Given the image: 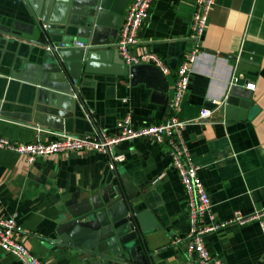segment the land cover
I'll use <instances>...</instances> for the list:
<instances>
[{
  "label": "crops",
  "instance_id": "crops-1",
  "mask_svg": "<svg viewBox=\"0 0 264 264\" xmlns=\"http://www.w3.org/2000/svg\"><path fill=\"white\" fill-rule=\"evenodd\" d=\"M194 5L195 0H155L138 31L139 43L130 50L136 54L144 47L169 67L163 74L165 93L151 83L133 82L128 69L125 74L90 73L81 93L94 125L85 120L73 125L68 120L65 130L51 131L81 135L93 128L92 132L113 134L125 115L134 127L163 120L168 115L176 69L193 45L189 34ZM24 18L29 19V14L22 0H0L2 116L3 111L22 113L24 103L31 100L24 83L11 75L20 61L35 62L41 50L16 37L18 21ZM71 41L67 37L61 42L70 45ZM201 48L178 117L196 118L203 107L213 112L206 120L187 124L182 135L200 167L198 175L215 219H232L235 212L249 217L264 209V0H215ZM232 75L239 77L233 90L239 94L249 90L250 103L245 110L238 104L230 113L226 99ZM248 83H254V88H246ZM4 117H0V136L23 143L54 138L47 129L23 123L21 116ZM110 152L71 151L39 156L28 163L25 156L0 148V215H15L19 241L46 264H93L79 250L58 245L56 230L64 216L77 208L82 195L101 187L113 174L112 158L118 174L146 193L156 211L158 226L148 235V244L159 252L157 261L198 264L195 257L187 256L182 242H173L188 230V208L167 146L138 137L120 141ZM160 173L163 176L152 184ZM204 240L211 255L225 264H264V235L257 220L227 223L205 234ZM0 264L24 263L0 248Z\"/></svg>",
  "mask_w": 264,
  "mask_h": 264
},
{
  "label": "water",
  "instance_id": "water-1",
  "mask_svg": "<svg viewBox=\"0 0 264 264\" xmlns=\"http://www.w3.org/2000/svg\"><path fill=\"white\" fill-rule=\"evenodd\" d=\"M22 1L29 19L18 21L16 37L41 50L35 62L20 61L11 75L24 83L32 102L24 103L22 113L3 111L0 117L21 116L23 123L32 122L30 126L44 130H65L68 120L73 125L82 120L94 125L81 93L90 73L125 74L128 69L133 82L142 80L166 92V79L157 66L145 63L127 67L111 44L130 0ZM67 37L72 38V44L58 47ZM230 88L228 111L234 112L238 104L245 110L250 103L249 90L242 89L239 94L233 90L235 85ZM111 165L113 174L103 185L82 195L77 208L64 216L55 242L79 250L93 259V264H162L156 259L159 252L148 244V235L158 226L148 195L118 174L112 158Z\"/></svg>",
  "mask_w": 264,
  "mask_h": 264
},
{
  "label": "built area",
  "instance_id": "built-area-1",
  "mask_svg": "<svg viewBox=\"0 0 264 264\" xmlns=\"http://www.w3.org/2000/svg\"><path fill=\"white\" fill-rule=\"evenodd\" d=\"M154 1L130 0L120 24L118 36L111 44L116 48L125 64H153L163 74H166L169 72V67L155 52L144 47H140L136 54H132L130 51L133 45L139 43L138 31L148 19L150 8ZM214 2L215 0H195V9L191 18L189 34L193 45L176 69L173 95L167 104L168 115L160 122L134 127L130 123L129 116L125 115L117 121V131L113 134L99 131L75 135L49 130L54 135L51 140H36L28 143L0 136V148L25 156L28 163L33 162L39 156L71 151H97L108 154L120 141L138 137H150L158 143L165 144L172 164L176 168L183 185L188 208V230L185 235L175 238L173 242H182L187 256L189 258L195 257L198 264H225L221 259L211 255L205 244L204 236L219 227L225 226L227 223H244L249 220H257L264 235V209L255 211L249 217L235 212L232 219L225 221L216 220L212 213L209 195L198 175L200 167L193 161L182 131L191 122L203 121L209 118L213 109L203 107L200 109L198 116L193 119L178 117L181 103L189 84L192 67L197 57L202 53L201 37L205 31L207 19ZM65 45L67 44L61 42L58 47H64ZM75 45L83 46L81 42H75ZM238 80L239 77L237 75H232L229 80L230 87L236 85ZM245 87L253 89L254 83H248ZM115 158L121 159L122 155H115ZM162 176L163 173H160L151 183H156ZM18 229L15 215H0V248L18 257L24 264H46L19 241L16 233Z\"/></svg>",
  "mask_w": 264,
  "mask_h": 264
}]
</instances>
